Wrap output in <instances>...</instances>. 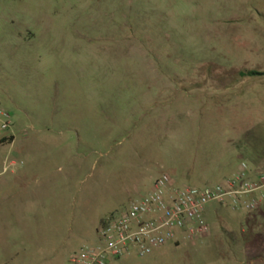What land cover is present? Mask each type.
Masks as SVG:
<instances>
[{"label":"rangeland","instance_id":"rangeland-1","mask_svg":"<svg viewBox=\"0 0 264 264\" xmlns=\"http://www.w3.org/2000/svg\"><path fill=\"white\" fill-rule=\"evenodd\" d=\"M243 71L264 74V0H0V134L15 137L0 172L18 174L0 187L21 191L33 164L30 190L45 188L39 216L0 234V262L68 264L159 176L206 188L252 164L243 128L264 151V76ZM252 213L212 204L206 236L111 264H264Z\"/></svg>","mask_w":264,"mask_h":264},{"label":"built area","instance_id":"built-area-1","mask_svg":"<svg viewBox=\"0 0 264 264\" xmlns=\"http://www.w3.org/2000/svg\"><path fill=\"white\" fill-rule=\"evenodd\" d=\"M10 128V114L0 107V129ZM263 202L264 172H252L246 163H240L234 176L206 188H180L163 174L148 193L102 220L99 242L79 250L68 264H111L131 252L146 257L168 244H178L181 237L206 236L210 229L205 213L212 204L255 212Z\"/></svg>","mask_w":264,"mask_h":264},{"label":"crops","instance_id":"crops-1","mask_svg":"<svg viewBox=\"0 0 264 264\" xmlns=\"http://www.w3.org/2000/svg\"><path fill=\"white\" fill-rule=\"evenodd\" d=\"M253 130H254V127L252 124L249 125L246 123V125L243 128V134H244V138L246 141V150H250L252 155L254 154L252 164H247V163L246 164L249 167V170L252 172H264V151L263 150L256 151L253 149V147H252L253 135H254ZM1 132H3V131H1ZM14 141H15V137H14L13 133H2V134H0V144L12 145L14 143ZM241 163H245V162H241ZM8 167L9 166L4 164V168L1 169L0 176L1 175L6 176L9 172H10V175L12 177H15L18 175L16 173V171H14V170L10 171ZM35 170H36V167L33 164L27 165L26 167L21 168L20 174H21L22 178H24V179H21L20 182H26L27 184H26V187L23 188L19 192L13 193V190H14L13 187L15 185L14 184L15 182L13 183L12 180L10 181L8 179H5L2 181V186L0 187V234L5 233L7 231V229H8L7 224H9L11 218L21 217V216L23 217L27 212L29 213V215L33 214V217L39 216L34 211H31V209H33V207H34L33 206L34 200H36L38 202H39V200L42 201V198L44 197L43 193L45 192V188L42 186L41 189L37 188L35 190H30L31 184L34 181L29 180L28 178L31 175V173ZM235 174H233L232 176H234ZM226 178H224V179H226ZM15 181H17V180H15ZM150 189H151V187H150ZM10 190H12V192H10ZM261 211L264 212V202L259 207V209L252 214H258V212H261ZM263 243H264V240H263ZM5 249H7L6 246H5ZM69 259H70V257H69ZM0 264H9V262L2 261V262H0Z\"/></svg>","mask_w":264,"mask_h":264},{"label":"trees","instance_id":"trees-1","mask_svg":"<svg viewBox=\"0 0 264 264\" xmlns=\"http://www.w3.org/2000/svg\"><path fill=\"white\" fill-rule=\"evenodd\" d=\"M263 76H264L263 73H256V72H251V71H243L240 73V77L243 79L246 77H263Z\"/></svg>","mask_w":264,"mask_h":264}]
</instances>
